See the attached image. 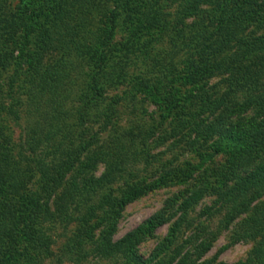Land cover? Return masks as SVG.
<instances>
[{
	"label": "trees",
	"instance_id": "1",
	"mask_svg": "<svg viewBox=\"0 0 264 264\" xmlns=\"http://www.w3.org/2000/svg\"><path fill=\"white\" fill-rule=\"evenodd\" d=\"M108 1L113 9L106 7ZM125 1L129 12L138 15L131 31L137 44L164 16L156 12L143 17L142 0H19L16 5L0 0V251L24 255L29 263L40 254L49 257L55 240L45 224L65 231L75 225L79 231L64 253L70 263L92 257L116 264H212L197 263L179 250L167 257L170 237L149 259L139 253V246L166 223V214L180 201L178 209L186 211L214 194L225 207L226 225L240 217L239 238L253 244L246 261L236 264H264V0H183L182 29L173 36L176 55L182 53L189 63L183 79L197 85L219 77L227 90L222 98L200 94V105L180 118L178 129L184 136L195 135L193 144L199 139L202 149L212 143L207 148L213 153L201 156L225 146L227 160L213 189L172 197L162 211L115 241L128 204L158 188L189 182L193 170L189 164L164 168L157 179L143 182L128 169L125 160L130 157L136 162L147 158L142 149L128 152L133 144L138 148L136 136H143L144 145L162 125L131 127L121 134L112 127L103 139L86 127L77 132L76 126L87 125L107 100L105 85L114 74L111 61L127 52L115 42L121 15L117 4ZM210 2L219 7L203 12ZM94 12L101 25L97 31L87 23ZM193 15L199 21L186 24V17ZM9 68L13 74L7 77ZM25 69L26 78L20 81ZM15 88L28 99L25 124L13 143L11 123L21 120L8 99ZM113 104L112 99L106 106ZM221 110L233 121L219 119ZM249 114L253 125H246ZM99 165L105 172L95 178ZM115 182L121 186L112 190ZM211 211L205 207L200 215ZM180 227L177 221L172 235Z\"/></svg>",
	"mask_w": 264,
	"mask_h": 264
},
{
	"label": "rangeland",
	"instance_id": "2",
	"mask_svg": "<svg viewBox=\"0 0 264 264\" xmlns=\"http://www.w3.org/2000/svg\"><path fill=\"white\" fill-rule=\"evenodd\" d=\"M10 1L16 5L19 0ZM154 2L155 0H142L140 9L145 12L143 17L161 12L164 15L162 23L148 34H143L137 44L131 38V31L133 20L138 19V15L134 14L135 12H129L130 3L125 1L117 4V10L121 12V15L115 42L120 44V48L127 47L128 49L125 53L120 52L118 58L112 60L109 65L110 70L114 69V74L105 85L106 102L104 101L98 107L97 112L90 115L87 125L76 124V129L77 132L85 127L90 133L99 131L98 136L103 139L111 133L109 131L112 127L118 128V134H121L124 129L128 130L131 127L146 130L154 127L153 125H162L161 130L156 131L154 137L147 140L144 145L142 144L143 136L139 134L136 136L140 144L138 148L134 144V147H128V152L132 154L135 150L142 149L147 158L136 162V159L130 157L125 160L126 165L129 166L128 169L139 176V181L150 182L157 179L164 168L172 170L173 168H184L186 164H189V168L193 169L192 178L186 183L177 182L158 188L128 204L117 225L115 241L122 239L140 224L162 211L172 197L187 191L186 195H190L198 188L206 187L209 191L213 189L219 181V169L225 166L227 160L224 152L225 146L218 148V152L211 156H201L202 153H213V150L207 148L212 143H207L202 149L199 139L193 144L196 139L195 135L184 136L185 133L179 132L180 118L185 117L193 108L200 105L198 99L200 94L222 98L227 88L219 77L203 80L197 85L187 83L183 79L188 73L189 63L182 53L176 55L177 49L174 46L173 36L182 29L183 16L186 14L182 13L185 7L184 1L159 0L157 3ZM105 3L107 8H114L110 1ZM218 7V3L210 2L203 6L202 11L209 13ZM96 15L97 12H94L87 23L90 28L97 31L101 25L93 19L97 17ZM186 18L184 20L186 24L199 21L196 15ZM127 42L129 43L125 46ZM8 70L9 72H4L7 77L13 74L12 68ZM26 74L25 69L19 80L23 81ZM15 91L12 99L7 97L9 103L14 102V110L21 118L19 122H16L14 118L11 123L13 143L19 139L20 126L25 124L28 99L23 90L19 92L15 88ZM112 99L114 104L107 107L106 103L110 104ZM105 115L109 117L108 120ZM216 116L219 119L229 118V122L233 121L224 110ZM252 116L249 114L246 117V125H253ZM149 156H154V158H149ZM104 172L105 166L99 165L93 175L99 178ZM120 186L119 182H115L111 188L117 190ZM91 201L96 202L97 199L92 198ZM180 202L172 212L166 214V219H168L166 223L158 227L154 234L139 246V253L145 259H149L154 249L170 237L173 242L166 250L167 257L176 255L175 252L179 250L182 254L187 252L191 254L192 259L197 263L212 261V264H236L246 261L253 244L239 238L241 235L240 217L230 225H226V210L219 203L216 195L207 194L204 199L186 211L178 209ZM205 207H211V213L200 215ZM177 221L180 222L181 227L177 234L172 235L171 228ZM45 227L51 230L55 240L51 256L46 257L40 254L37 259L29 263L26 259L23 260L24 255H10L8 252L4 254L0 251V263L4 261V264H74L67 260L64 253L79 231V227L70 226L66 231L60 226L50 227L49 224H45ZM88 245L85 244L84 247L89 249ZM80 264L116 263L115 261H98L90 257Z\"/></svg>",
	"mask_w": 264,
	"mask_h": 264
}]
</instances>
